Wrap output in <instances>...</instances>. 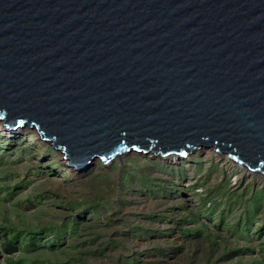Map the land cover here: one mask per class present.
Returning <instances> with one entry per match:
<instances>
[{"label": "water", "instance_id": "1", "mask_svg": "<svg viewBox=\"0 0 264 264\" xmlns=\"http://www.w3.org/2000/svg\"><path fill=\"white\" fill-rule=\"evenodd\" d=\"M0 121L76 169L207 145L264 178V0H0Z\"/></svg>", "mask_w": 264, "mask_h": 264}, {"label": "rangeland", "instance_id": "2", "mask_svg": "<svg viewBox=\"0 0 264 264\" xmlns=\"http://www.w3.org/2000/svg\"><path fill=\"white\" fill-rule=\"evenodd\" d=\"M7 129L0 122V228L21 240L25 231L42 230L45 241L53 229L78 222L74 236L65 235L53 249H36L28 254L32 260L264 264V179L226 163V155L211 156L212 147L185 158L130 151L108 165L94 158L76 169L34 128L19 126L15 134ZM258 191L263 204L250 213L249 238L225 234L221 225L249 217V201ZM69 201L76 206H67ZM4 257L1 252L0 264Z\"/></svg>", "mask_w": 264, "mask_h": 264}, {"label": "trees", "instance_id": "3", "mask_svg": "<svg viewBox=\"0 0 264 264\" xmlns=\"http://www.w3.org/2000/svg\"><path fill=\"white\" fill-rule=\"evenodd\" d=\"M129 187V186H128ZM261 191L256 192V194L252 197V199L249 201V217L247 219H243L241 224H235L233 227L226 225L227 223H224V225H221V229L225 234H232L235 235L238 238H249V229L252 228V223L254 220L251 219L250 213L258 209L263 203L261 201ZM206 200L204 197L202 198V202L204 205V202ZM250 205V203H252ZM76 206L72 201L67 202V206ZM264 205V204H263ZM212 207H214L212 205ZM91 210L94 209V206L90 207ZM183 208V207H182ZM77 209V207H76ZM85 210H83L84 212ZM223 218V215L219 216L218 219V226L221 223V219ZM185 219H183L184 221ZM76 221V220H75ZM78 224V222H73V224H69L68 226L64 225L60 228L53 229L52 231V237L48 240L42 241L43 239V231L41 230H32V231H25L26 232V239L21 240L20 235L13 231L9 235L7 234L8 228H0V257L1 252L5 253V257L3 258L2 262L3 264H44L43 261L38 260H32L28 254L33 253L36 249H53L55 245L59 243H63V237L65 235L70 234V237L74 236L78 228L74 226V224ZM197 223H200L199 220H197ZM259 228V226L257 227ZM69 229V231L67 230ZM256 229H254L255 231ZM252 231V232H254ZM261 231L260 228L256 235L257 237H261ZM251 232V233H252ZM245 249V248H244ZM261 251H264V247L261 246ZM243 251V250H241ZM264 259V258H263ZM1 262V261H0ZM255 264V263H254Z\"/></svg>", "mask_w": 264, "mask_h": 264}, {"label": "bare ground", "instance_id": "4", "mask_svg": "<svg viewBox=\"0 0 264 264\" xmlns=\"http://www.w3.org/2000/svg\"><path fill=\"white\" fill-rule=\"evenodd\" d=\"M22 126V125H21ZM29 128V127H28ZM33 128V127H32ZM15 129V128H14ZM14 129H7L8 131L7 132H9V134H15L16 133V130H14ZM35 131V130H34ZM36 132V131H35ZM7 134V133H6ZM38 132H36V135L38 136ZM39 137V136H38ZM40 138V137H39ZM41 139V138H40ZM45 142H48V143H50L51 145H52V143L51 142H49V141H45ZM205 147H209V146H207V145H205V146H203V147H200V150H202V149H204ZM212 147V146H211ZM213 149H214V147H212ZM207 149H209L208 151H206L207 153H209V151H210V148H207ZM213 149H211V156H214V157H220L221 155H225V154H219L215 149L213 150ZM61 153L64 155V152H62V150H61ZM60 153V154H61ZM210 155H208L209 157H210ZM168 157H178V156H175V155H169V156H166L165 158H168ZM119 158V157H118ZM179 158V157H178ZM69 159V158H68ZM117 159V158H116ZM119 159H121V158H119ZM102 160V159H101ZM111 160H114V158L112 157V159ZM118 160V159H117ZM226 160V159H225ZM226 163H230V164H233L232 163V161L227 157V160H226ZM237 168H240V166H236ZM240 169H244L246 172H247V174L248 175H252V172H250L248 169H246V168H240ZM237 174V173H236ZM259 178H262L261 176H259V175H257ZM264 179V178H263Z\"/></svg>", "mask_w": 264, "mask_h": 264}, {"label": "clouds", "instance_id": "5", "mask_svg": "<svg viewBox=\"0 0 264 264\" xmlns=\"http://www.w3.org/2000/svg\"><path fill=\"white\" fill-rule=\"evenodd\" d=\"M0 122H2V121H0ZM25 126H27V124H22V127H25ZM7 127H9V126H7ZM7 127H5V128H7ZM27 127H29V126H27ZM33 127V126H32ZM32 127H29V128H32ZM15 128V129H14ZM13 129L14 130H17L18 128H19V125H16L15 127H14ZM34 128V130L36 131V132H38L37 131V129L35 128V127H33ZM39 133V132H38ZM38 136L40 137V135L38 134ZM41 138V137H40ZM41 140L42 141H49V142H52V141H50L49 139H46V138H41ZM53 145V144H52ZM53 148H55L54 146H53ZM56 149V148H55ZM58 150V149H57ZM60 152H61V150H59ZM135 152H137V151H135ZM127 153H129V152H126V154H122L121 156H115V157H113L114 159H116V158H120V157H123V155L125 156V155H127ZM139 153V152H138ZM152 155V154H151ZM154 156V155H153ZM156 156V155H155ZM187 156V155H186ZM185 156V157H186ZM227 156V155H226ZM185 157H183V158H185ZM228 157V156H227ZM163 158H165V157H163ZM229 158V157H228ZM230 159V158H229ZM92 160V159H91ZM91 160L89 161V162H91ZM99 160H101V159H99ZM231 160V159H230ZM113 160H110V161H108V162H106V163H104L102 160H101V162L104 164V165H108L110 162H112ZM232 161V160H231ZM233 162V161H232ZM234 163V162H233ZM235 164V163H234ZM236 165V164H235ZM238 166V165H237Z\"/></svg>", "mask_w": 264, "mask_h": 264}]
</instances>
